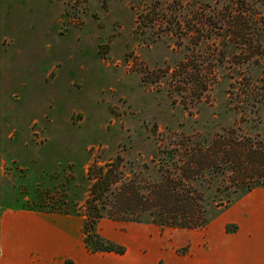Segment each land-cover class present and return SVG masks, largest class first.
Segmentation results:
<instances>
[{"label": "rangeland", "instance_id": "obj_1", "mask_svg": "<svg viewBox=\"0 0 264 264\" xmlns=\"http://www.w3.org/2000/svg\"><path fill=\"white\" fill-rule=\"evenodd\" d=\"M228 133L264 139V0H0V264H264V185L221 174L203 227L105 214L125 252L84 242L93 163L159 181Z\"/></svg>", "mask_w": 264, "mask_h": 264}, {"label": "trees", "instance_id": "obj_2", "mask_svg": "<svg viewBox=\"0 0 264 264\" xmlns=\"http://www.w3.org/2000/svg\"><path fill=\"white\" fill-rule=\"evenodd\" d=\"M222 139L211 141L205 136L188 141V145H167L165 149L172 157L186 153V161L179 166L174 159L173 164L180 169L168 170L159 181L141 183L119 170L120 162L93 163L88 174L93 183L80 211L87 248L93 252H125L123 245L104 239L96 231L105 214L122 221H139L147 213L158 225L170 228L205 226L203 193L192 183L200 177L221 174L227 181L225 186L232 187L231 193L237 195L264 185V139L246 133L239 137L228 133ZM48 210L67 214L71 205L64 202L62 208Z\"/></svg>", "mask_w": 264, "mask_h": 264}, {"label": "crops", "instance_id": "obj_3", "mask_svg": "<svg viewBox=\"0 0 264 264\" xmlns=\"http://www.w3.org/2000/svg\"><path fill=\"white\" fill-rule=\"evenodd\" d=\"M100 264H109V263H108V260H105V261L100 262Z\"/></svg>", "mask_w": 264, "mask_h": 264}]
</instances>
